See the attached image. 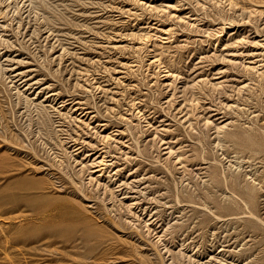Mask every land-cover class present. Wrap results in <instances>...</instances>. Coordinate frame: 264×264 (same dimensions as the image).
<instances>
[{"label":"rangeland","instance_id":"374dc122","mask_svg":"<svg viewBox=\"0 0 264 264\" xmlns=\"http://www.w3.org/2000/svg\"><path fill=\"white\" fill-rule=\"evenodd\" d=\"M0 264H264V0H0Z\"/></svg>","mask_w":264,"mask_h":264}]
</instances>
